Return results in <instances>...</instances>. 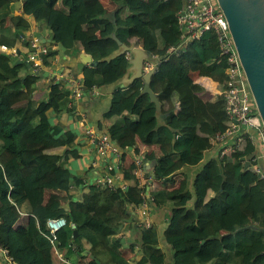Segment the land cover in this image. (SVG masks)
Returning <instances> with one entry per match:
<instances>
[{"label": "trees", "instance_id": "16d2710c", "mask_svg": "<svg viewBox=\"0 0 264 264\" xmlns=\"http://www.w3.org/2000/svg\"><path fill=\"white\" fill-rule=\"evenodd\" d=\"M108 1L118 16L126 11L123 20L116 17V24L120 19L123 22L116 27V37L126 46L134 45L155 58L151 86L162 106L163 123H159L149 96L142 93V80L117 89L115 93L120 91L121 97L113 96L103 121L104 133L122 152V165L116 172L125 189L98 187L91 199L82 204L78 202L79 195L63 194L70 186L85 187L81 178L67 168L71 159L79 157L78 138L60 122L52 124L44 117L46 109L57 117L64 111L73 114V91L65 89V80L52 81L45 99L34 100L33 94L42 72L53 67L56 44L66 39L84 44L110 24L103 0H0V48L15 51L11 54L0 50V249L7 251L12 264H65L56 256L46 228L48 219L64 218V230L70 237L66 242L67 255H75L76 264H129L126 259L136 247V264H162L157 228L139 227L129 210L142 205L141 192L148 190L152 210L173 207L163 233L166 244L182 245L173 264H264L263 186L251 169H244L246 158L256 151L252 140L242 142L223 158L222 146L217 158L210 160L195 179L194 207H178L190 197L186 178L178 180L179 172L198 166L204 159L203 150L194 146L198 128L207 124L222 135L228 127L223 97L203 102L198 97L202 87L195 82L205 67L218 77L221 91L225 90V61L215 36L207 32L181 46L182 33L176 22V15L182 10L180 0ZM18 2L25 6L20 15H15L12 6ZM29 19L50 33L51 43L43 44L47 52L40 56L41 71L37 73L24 64H16L20 57L17 45L28 46ZM105 42L103 54L92 55L94 61L117 50L111 37ZM129 60L130 55L125 53L96 68L84 66L83 93L114 84L126 73ZM78 74L72 68L62 71L65 79H79ZM121 110L138 117L140 142L153 146L152 151H139L134 132L119 117ZM102 129L99 123L97 131ZM126 150L140 159L144 171L145 164L155 162L153 176L161 181V188L151 185L141 189L134 175L135 162L126 161ZM229 165L234 180L231 192L224 189V172ZM59 171L61 177L56 181L55 172ZM111 174H115L113 170ZM171 184L175 187L169 190ZM90 217L108 229L97 231L90 227ZM32 224L37 226L35 234ZM125 224L138 235L127 250L118 236ZM84 243L89 246L87 251Z\"/></svg>", "mask_w": 264, "mask_h": 264}, {"label": "crops", "instance_id": "0c3cea01", "mask_svg": "<svg viewBox=\"0 0 264 264\" xmlns=\"http://www.w3.org/2000/svg\"><path fill=\"white\" fill-rule=\"evenodd\" d=\"M17 4V3H16ZM14 4V5H16ZM20 5L19 10L14 12L15 15H20L23 11V8L25 6L24 2L19 3ZM103 4L107 10V19L109 20V25L104 27L103 30L98 32L90 41L81 44L80 42L73 40V39H66L62 41V46L70 51L69 56L67 57H59L56 52L55 60L53 63V67L51 70L47 72H42L43 76H41V79H39L38 87L35 90L33 94L34 100H42L45 99L47 96V86L52 81L59 82V81H67V88H71L69 81L72 76H69V78L65 79L62 75V71L65 68H72L76 70L78 74L79 80L82 78L81 70L83 69L84 65L80 64L78 62V56L79 54H84L86 56H90L92 58V55L94 53H100L103 54L105 48H106V39L110 37L112 31L116 30V27L119 25H122V18L126 15V11L122 10L121 13L111 6L108 0H103ZM13 5V7H14ZM16 7V6H15ZM17 7V9H18ZM13 9V8H12ZM15 9V8H14ZM116 17L121 18L120 23L116 24ZM31 24V30L29 32L30 34H33L37 36L39 39L42 38L43 40H50V33L45 28H42L40 24L35 23L33 20L29 19ZM150 21V18H149ZM151 25V23H150ZM119 39V38H118ZM120 40V39H119ZM47 44V43H45ZM18 51L20 52V57H18L17 61H23L24 58L27 56V49L26 47H22L19 43L17 45ZM93 59V58H92ZM155 59V58H154ZM195 82L202 87V91L198 94V97L203 102H211L216 97L220 96L221 91V85L218 83V77L214 74H211L205 67H202L200 72L198 73ZM69 85V86H68ZM152 89V86H151ZM65 91V90H64ZM109 89L102 88V89H95L92 94L84 95L79 102L74 103L75 111L74 113H68V112H62L58 117L55 116V113L50 110L46 109L44 112V117L47 118L52 124H56L57 122H60L67 130H71L74 132L77 136V151L79 153V157L76 159H71L69 164L67 165V168L74 174L78 175L82 183L85 184V187L80 189L75 186H70L69 189H67L65 192L62 190L61 192H64L63 194L66 195H72L77 194L78 196V202L82 204H86L91 197L94 195L95 190L98 188L97 182L102 179H106L109 176H111V172H109L110 166H116L115 162L112 160L111 155L107 156H101L97 153L94 146H92L89 141L88 137L86 135L87 129H93L97 133L105 134L104 133V121L103 116L105 114V111L109 109L107 106V102L109 101ZM63 94V93H62ZM121 97L120 91L113 94V96ZM160 103V102H159ZM161 105V103H160ZM162 107V106H161ZM119 117L124 119V122L129 125L134 132L136 136V142H137V148L142 154H145L148 151H152L154 149L153 146H145L143 145L141 141V127L139 126V120L137 116H131L128 115L124 110H121L119 112ZM163 115H162V108H161V116L158 118L159 123H163ZM101 123L103 125L102 132L97 131L98 124ZM109 122L106 124L108 126ZM217 129L207 125L202 124L198 130H197V136L194 141V146L197 148H200L203 150L204 154L208 153L210 154L212 159L217 158V152L219 149L223 146L222 143L217 141ZM204 138H207L208 141H206ZM219 142V144H217ZM127 156L126 161H136L138 158H133L130 153H132L130 150L123 151ZM130 158V159H128ZM140 160V159H139ZM155 162L147 163L144 166L145 173H144V183H146L149 186L153 185L157 188L162 187V183L160 180L156 179L153 176V167ZM122 165L119 163L116 168L113 169L116 176L119 177V184H123L121 180L120 175L118 174L119 167ZM113 176V175H112ZM179 181L184 180L186 177L181 175L179 173ZM61 177V172H55V179L58 181ZM224 189L228 192H231L233 190V176L231 173V166L229 165L224 172ZM49 187H56V185H48ZM169 190L174 188L175 186L173 184L169 185ZM60 188V187H57ZM148 192V190H147ZM149 195V193H148ZM190 199L187 198L186 200L182 201L181 205L178 207L185 206L186 202H188ZM170 208H162L160 210L153 209L151 210L152 215V225L157 228L160 243H159V249L161 251V256L159 258L160 262L162 264H173V258L177 255H179L182 252V245L181 243H176L173 245H168L164 241L163 233L167 229L169 222H170V214L171 209ZM130 212H133L132 209H129ZM134 214V213H133ZM134 218L138 220V217L135 216ZM88 224L90 227L95 228L97 231H102L103 229H108V227H101L98 225L96 220L94 218L88 219ZM124 229L120 231L118 234L119 237L122 238L123 241V249L127 250L128 245L134 243L138 239V235L135 231L128 229V225H123ZM31 231L33 234L37 232V226L32 224ZM60 235V234H59ZM68 233L64 230L60 236L59 243L57 245L56 249V256L60 261L67 264H76L78 262L77 257L75 255L69 256L67 255V246L66 242L69 240ZM74 238V236H73ZM88 245L84 243L83 249L88 250ZM139 248L136 247L134 250V253L128 255L127 262L129 264H136L139 257ZM84 255H88L87 252H85ZM0 258L2 259L1 255ZM0 259V264H3V259Z\"/></svg>", "mask_w": 264, "mask_h": 264}, {"label": "built area", "instance_id": "2783aa9c", "mask_svg": "<svg viewBox=\"0 0 264 264\" xmlns=\"http://www.w3.org/2000/svg\"><path fill=\"white\" fill-rule=\"evenodd\" d=\"M184 3V7L176 15V22L182 33L183 44L181 46H185L191 40L198 39L204 33L211 32L215 36L219 54L225 61V90L221 93V96L224 100V112L228 127L222 135L216 137L217 141L224 146L221 157L233 153L242 142L252 140L255 143L257 154L252 158L249 169L252 170L257 180L262 184L264 195V128L253 104L226 20L218 9L215 0H184ZM28 39L26 57H28V62L32 64V69L37 73L41 71L40 56L46 54L47 47L33 34H30ZM0 50L4 53H15L14 50L5 46H2ZM152 67L151 64L145 63L143 72L148 73ZM69 84L73 91L71 106L75 102L81 101L85 94L83 93L81 80L71 78ZM95 89L91 91V94ZM86 135L89 143L94 146L99 155H111L116 165L109 167L108 170L111 172L120 163L122 152L113 145L106 134L87 129ZM135 165L134 175L138 179L139 186L142 187L145 172L140 161L137 160ZM112 175L105 180H99L97 186L109 189H125V185L119 184V177L115 174ZM141 198L143 199L142 205L134 207L132 210L135 216L138 217L137 225L149 228L152 226V200L149 198L147 191L141 192ZM65 227L66 221L64 218L48 219L46 222L48 239L55 252L59 243V234ZM0 255L3 264H12V259L8 256L7 251L0 249ZM66 263L68 264V262Z\"/></svg>", "mask_w": 264, "mask_h": 264}, {"label": "water", "instance_id": "95a60500", "mask_svg": "<svg viewBox=\"0 0 264 264\" xmlns=\"http://www.w3.org/2000/svg\"><path fill=\"white\" fill-rule=\"evenodd\" d=\"M182 8L184 7V0H180ZM218 9L223 14L234 47L236 49L238 59L242 70L244 72L246 82L252 97L253 104L256 108L257 114L260 118L262 126L264 128V0H215ZM110 37L117 43V50L111 53L100 61H94L90 56L79 54L78 62L84 66L96 68L101 63H110L113 59L123 54H129V67L126 73L114 84L108 86L110 91L109 101L107 106H110L113 94L117 89H124L136 80L143 81L142 93L149 96L150 101L155 105L157 117L161 116V105L158 98L151 89V78L156 71V62L153 56L134 45L126 46L115 35V31H112ZM40 42L51 43V40H43L40 38ZM57 55L59 57H67L70 51L62 46V43H58L55 46ZM17 53H20L17 51ZM145 63L151 64L153 67L148 73L143 72ZM16 64H24L30 70V64L28 57H25L23 61H17ZM108 109L105 111V113ZM257 154H254L246 158L244 169H248L251 165L252 158ZM212 160L210 154L205 153L204 159L196 167H185L179 173L186 177V190L190 193V199L186 202V209L194 207L196 202V191L194 183L196 177L201 173L207 163ZM220 170H222L221 166ZM74 238L77 234L73 232Z\"/></svg>", "mask_w": 264, "mask_h": 264}, {"label": "rangeland", "instance_id": "374dc122", "mask_svg": "<svg viewBox=\"0 0 264 264\" xmlns=\"http://www.w3.org/2000/svg\"><path fill=\"white\" fill-rule=\"evenodd\" d=\"M19 3H21V2H18L16 5H14V7L12 6V8H13L12 11H13V12H16V11L19 10V7H18V6L20 5ZM15 6H16V7H15ZM17 7H18V9H17ZM14 8H15V9H14ZM34 36H35V35H34ZM137 160L140 161L139 159H136V161H137ZM136 161H135V162H136ZM140 162H141V161H140ZM141 163H142V162H141ZM144 172H145V171H144ZM145 186H148V185H147L146 183H144V185L141 187V189H142L143 187H145ZM145 191H147V190H145Z\"/></svg>", "mask_w": 264, "mask_h": 264}]
</instances>
